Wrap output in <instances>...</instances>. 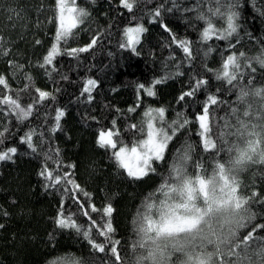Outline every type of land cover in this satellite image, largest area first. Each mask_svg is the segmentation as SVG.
Listing matches in <instances>:
<instances>
[{
  "label": "trees",
  "instance_id": "16d2710c",
  "mask_svg": "<svg viewBox=\"0 0 264 264\" xmlns=\"http://www.w3.org/2000/svg\"><path fill=\"white\" fill-rule=\"evenodd\" d=\"M70 2L87 15L72 29L68 43L61 41L58 47L66 52L70 48L87 47L93 38L98 42L75 55H57L45 68L40 65L55 43L56 0H0V53H8L0 54V77L6 81V86L0 85V101L4 96L16 97L19 93L22 105H33L31 113L21 122L6 101L0 103V132L6 137L3 148H17L11 160L0 161V206L9 213L0 216V223L5 225L0 229V264H53L54 261L117 264L111 244L105 245L104 252L92 247V243H105L98 229L109 220L113 228L109 235L113 241H119L118 255L128 264L135 247L136 218L146 203H157V196L163 198L158 189L177 158L189 156L185 164L188 173H194L195 164L200 163L201 171L207 169L208 174L213 172L217 161L228 157L227 151L215 156L216 149L205 150L198 134L196 116L202 113L207 95H216L222 101L218 106H211L213 114L208 121L209 134L216 143L217 135L226 131L225 123L233 120L230 113L239 90L248 88L246 77L231 88L215 78V70L227 55L226 42L212 39L207 44L200 43V32L205 25L195 18V11H184L194 8L198 0H175L176 6L173 0H137L132 11L122 7L120 0ZM160 5H163L161 15L154 18L152 14ZM239 5L240 43L234 52L255 56L264 46V16L253 7L252 0H239ZM257 5H264V0H257ZM210 6L205 4L203 11ZM137 25L145 31L140 33L136 51L121 48V43H126L125 29ZM161 25H166L169 31ZM173 35L190 42L194 57L191 62L172 43ZM209 45L218 47L208 53ZM166 74L172 78L155 85L154 96H148L143 90L138 92V85H151ZM197 74L208 80V84L195 96L179 100L183 92L190 90L192 78ZM255 75L264 80V68L257 65ZM89 79L95 81L91 99L84 92ZM256 86L264 85L257 83ZM37 89L49 95L40 100ZM160 108L165 109L163 120L156 114L152 121L171 136L164 159L155 161V172L139 180L130 178L117 165L112 155L114 150L99 146V133L112 130L119 134L113 136L114 140L123 139L130 146L147 135L149 116L146 113ZM57 109L63 112L58 128ZM31 130H35L32 142L36 152L27 143H21V138ZM226 139L232 141L231 136ZM56 152L62 164L57 165L53 160L46 163V154ZM57 167L62 175L68 174L67 192L64 186L45 187L48 181L41 176V170ZM238 181L240 195L247 198L256 192L257 197L245 205L251 218L244 219V227L235 242L243 247L241 241L251 233L248 244L256 249L264 245V227H261L264 226V203L261 202L264 166L249 169ZM73 192H78L79 203L71 198ZM85 192L89 195L85 196ZM90 204L98 211L93 212ZM109 204L114 211L111 217H105L103 208ZM61 211L80 225L79 232L75 228L56 226L54 220ZM85 232L89 233L87 237Z\"/></svg>",
  "mask_w": 264,
  "mask_h": 264
},
{
  "label": "snow or ice",
  "instance_id": "6c2138e0",
  "mask_svg": "<svg viewBox=\"0 0 264 264\" xmlns=\"http://www.w3.org/2000/svg\"><path fill=\"white\" fill-rule=\"evenodd\" d=\"M121 6L132 11L133 6L137 3V0H120ZM211 4L208 10L203 11L205 4ZM253 7L257 12L264 16V5H257V0H252ZM173 6H176L175 0H173ZM163 5L157 7L152 14L155 17L161 15V8ZM240 7L239 0H198L197 5L194 8H185L184 11H195L196 19L202 21L205 25L204 29L200 32V43L207 44L209 40L225 41V52L227 55L222 60L220 68L216 69L214 74L218 81H225L229 87H233L235 82H238L241 78L246 77V84L248 88H241L237 95V102L232 106L230 115L233 117L231 123L226 122L224 129L216 137V143H213L212 139L208 138L209 135V117L213 114L211 106H218L222 103L218 100L216 95H207L205 104L202 109V114L196 116V121L199 122L200 132L198 133L204 138L205 150L209 147L216 149L214 155L219 156L221 151H227L228 156L231 155L233 150L239 152V160L236 163L245 158L251 159L247 155V152L255 153L259 149V146L264 140V86L257 87V83L264 85V80L255 75L257 65L264 68V46H262L258 54L255 56H249L244 52H240L237 55L234 52L236 44L240 43L238 36L239 13L237 9ZM169 11L172 9L169 8ZM56 21L57 30L55 36V43L52 45L51 50L44 57L41 67L47 68L51 65L53 59L60 54L75 55L79 52L87 51L88 48L94 46L98 41L93 38L91 43L85 48H70L66 52L59 48L61 41L64 44L68 43L69 37L72 35V29L77 26L78 23L83 22V17L87 15L86 11L75 6L72 7L65 5V0H56ZM67 13V15H65ZM165 31H169L166 25H161ZM145 29L137 25L135 28L125 29V36L127 37L126 43H121V48H131L133 52L136 51L135 45L139 44V34L144 32ZM171 34V33H170ZM251 36L250 33H248ZM235 39V43H233ZM172 43H175L177 47H180L185 53V58L191 62L194 59L191 44L187 39H178L173 35ZM218 47V46H216ZM216 47L209 45L208 53L216 50ZM0 54L7 55V52ZM223 55V54H222ZM179 69V66H177ZM242 69H248L245 73ZM181 74L179 70L176 73ZM171 74L155 79L151 85H138V92L143 90L148 96L155 95V85L166 82L170 79ZM30 80L31 78L28 77ZM193 83L189 85V91H185L179 97V100L183 101L185 97L195 96L198 91L203 89L208 80L201 78L198 74L193 76ZM0 85L6 86V81L3 77H0ZM95 86V81L88 80L84 87V92L89 93V99H91V88ZM27 88L25 89V91ZM40 100H44L49 94L37 89ZM7 102V106L15 111L18 118L23 119L29 115L32 111L33 105L24 106L20 103V96L17 93L16 97L4 96L3 101ZM132 111V109H130ZM165 109L160 108L158 110H149L146 115L149 116V122L147 123V139H138L134 141L130 146H126L123 139H113L114 133L112 130L107 132L101 131L98 136L97 143L100 147L111 148L112 155L117 165L126 170L128 177L139 180L144 176H147L149 172H155L153 167V161H161L164 159L165 147L170 140L171 136L163 130V128H154L152 119L158 114L159 119L162 121L164 117ZM63 116V112L59 109L56 110V127H59V120ZM185 119L183 123H187ZM115 127V121L113 122ZM132 128H137V125H132ZM7 131V129H5ZM35 130H31L26 134V137L21 138V143H27L28 147L36 152V147L32 142V135ZM212 133L215 134V129H212ZM231 136L230 142L226 137ZM246 139L248 149L247 152L240 151L237 141L239 139ZM6 137L3 132H0V161L11 160L17 153L16 147L3 148V144ZM226 145V149H221L218 145ZM119 145V147H118ZM118 148V150H116ZM59 152L46 154L45 162L53 160L55 164L61 165L62 161L59 158ZM189 156L184 154L177 158V162L171 167L169 176L164 179V182L160 185L158 191L162 195V199L157 196L155 200L158 201V205L161 209L159 221H152L141 212L138 217L144 215L147 219L148 231L155 232L157 237H174L179 233L193 232L198 229L202 223H207L209 228L212 227L211 221H206V218H211L216 212L221 209H227L231 206L234 209H243L244 219L251 218L248 213V209L245 207L249 201L257 197V193L253 192L251 197H241L237 195V189L239 187V181L232 176L230 178V168H226V164H231V160L221 159L214 164L212 175L206 178L207 169L201 171L202 165L200 163L195 164V172L190 174L186 171L185 164L188 161ZM261 161H264V153L260 154ZM68 174H61L59 167L49 171L47 168L41 170V176L48 182L45 184L46 188L64 186L65 191L68 189L66 185L70 183L67 179ZM73 188H77L73 184ZM217 188H219L220 196L216 195ZM78 192H73L71 198L79 203L77 200ZM88 196V193H84ZM198 201L203 202V207L199 206ZM264 203V200H261ZM157 203H146L145 208L151 210ZM83 207V205H81ZM93 212H97L98 209L94 205H89ZM64 208V205H61ZM114 209L111 204L103 208V215L105 217H111ZM88 215L87 212L84 213ZM9 213L3 210L0 206V216H8ZM58 228L71 227L75 228L77 232L80 231V225L76 224L71 215L66 216L63 211L58 212L57 217L54 220ZM95 225V221H93ZM5 225L0 223V229H3ZM264 227V226H261ZM101 236L105 237V243H92V247L99 252L105 251V245L111 244V253L115 256L117 264H124L123 260L118 255V249L116 245L119 241H113L110 233L113 232L111 221H107L103 228L98 229ZM143 231V229H141ZM87 237L89 233L85 232ZM251 237L249 233L248 237L243 238L240 244H236L235 240L228 249L227 257L221 256V264H264V245L253 249L250 248L248 240ZM91 242V241H90ZM143 247V244L140 245ZM53 264H59L54 261ZM139 264V260H137Z\"/></svg>",
  "mask_w": 264,
  "mask_h": 264
},
{
  "label": "clouds",
  "instance_id": "9594fccd",
  "mask_svg": "<svg viewBox=\"0 0 264 264\" xmlns=\"http://www.w3.org/2000/svg\"><path fill=\"white\" fill-rule=\"evenodd\" d=\"M240 151L247 152L248 145L246 139L237 141ZM264 153V140H262L257 152H247L251 159L239 160V152L235 149L226 160H231V164H226L230 168V178L239 177L248 172L249 169L264 166L260 154ZM212 173L206 174V178ZM216 195L220 196L219 188ZM237 195L241 196L238 192ZM203 207V202L198 201ZM161 209L157 203L151 210L141 209L142 214H146L152 221H159ZM243 209H234L229 206L226 210L221 209L206 221H211L212 227L207 223H202L196 231L179 233L174 237H157L155 232L148 231L147 219L144 215L137 217L134 225L135 247L128 264H221L220 257H227L228 249L236 239L240 229L244 227ZM143 229V231H141ZM141 243L143 247H141Z\"/></svg>",
  "mask_w": 264,
  "mask_h": 264
},
{
  "label": "rangeland",
  "instance_id": "374dc122",
  "mask_svg": "<svg viewBox=\"0 0 264 264\" xmlns=\"http://www.w3.org/2000/svg\"><path fill=\"white\" fill-rule=\"evenodd\" d=\"M65 5L67 6V7H72V4H71V2H70V0H65ZM65 15H67V13H65ZM136 26H132V27H127V28H135ZM126 28V29H127ZM126 37V36H125ZM139 37H140V34H139ZM126 40H127V37H126ZM200 114H202V113H200ZM200 114H198V115H200ZM152 123H153V126H154V128H157L158 126L155 124V122L154 121H151ZM200 129V128H199ZM200 137H201V141H202V144H203V146H204V138L200 135ZM208 138H210V139H212L211 138V136H210V134L208 135ZM144 139H147V135H146V137L144 138ZM213 141V140H212ZM119 147V146H118ZM166 148V147H165ZM209 149H211V147H209ZM116 150H118V148L116 149ZM115 151V150H114ZM153 164L155 163V161H153L152 162Z\"/></svg>",
  "mask_w": 264,
  "mask_h": 264
}]
</instances>
